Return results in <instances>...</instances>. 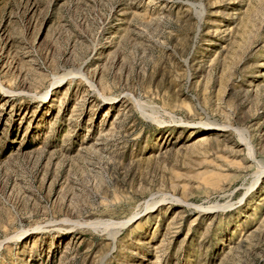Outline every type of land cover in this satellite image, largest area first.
<instances>
[{"label":"rangeland","instance_id":"1","mask_svg":"<svg viewBox=\"0 0 264 264\" xmlns=\"http://www.w3.org/2000/svg\"><path fill=\"white\" fill-rule=\"evenodd\" d=\"M0 264H264V0H0Z\"/></svg>","mask_w":264,"mask_h":264},{"label":"bare ground","instance_id":"2","mask_svg":"<svg viewBox=\"0 0 264 264\" xmlns=\"http://www.w3.org/2000/svg\"><path fill=\"white\" fill-rule=\"evenodd\" d=\"M118 230H119V229H118ZM110 231H111V230H110ZM111 233H112V231H111ZM111 233H110V234H111ZM115 234H117V232H115V233L113 234V238H115Z\"/></svg>","mask_w":264,"mask_h":264}]
</instances>
